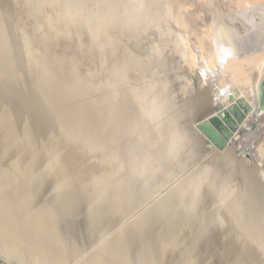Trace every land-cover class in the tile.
<instances>
[{
    "label": "bare ground",
    "instance_id": "6f19581e",
    "mask_svg": "<svg viewBox=\"0 0 264 264\" xmlns=\"http://www.w3.org/2000/svg\"><path fill=\"white\" fill-rule=\"evenodd\" d=\"M140 1L139 6L143 8L137 7L138 12L143 16H149L147 13L151 4L148 3L149 9H147L145 1ZM170 1L167 2L171 8H166V13H168L166 15L170 21H174L173 29L164 25L163 20L159 22L158 19L154 20L150 17V21L154 20L159 27L157 28L159 34L140 35L135 32L133 40L140 44L147 43L148 49H143L145 45L141 44L138 46L143 49H140V52L137 49H133L137 53L129 51L128 57L131 56V59L129 57L126 61L128 63L124 64L125 66L122 65L125 69L121 67L126 77L133 75L136 71L144 78L148 74L147 80L152 77L151 82L147 81L148 85L136 88L137 90L130 88L128 93H125L126 98H129L127 99L129 103L122 100L128 106V110L130 107L127 121L129 132L135 128L133 127L134 122H136L135 125L142 126L148 121L155 120L154 118L159 116L161 111L171 108V105L169 109L167 107L163 109L162 105V108L159 107L161 103L165 104V101L161 98L163 94H160L164 89L159 87L161 81L158 82L157 78L162 74L156 66L161 60L167 58L168 53L165 55V48L167 52L168 50L171 53L174 52L175 56L180 55L178 59L183 60L191 73L199 78L200 86L198 87L200 89L198 90H201V86L212 77L219 85L217 89L210 87L214 96L216 93L227 95L230 91L238 92L240 96L253 103L258 113H264V106L259 105L264 79V46L260 50L239 53L234 45L223 40L226 35L225 30H227L225 29L227 22L224 20L236 24L234 20L239 19V27L247 31L245 35L250 33L251 25L258 26L257 32L263 29L264 0ZM181 8L194 14L195 19L190 26ZM201 9L205 10L204 17H200ZM31 10L29 11L33 12ZM6 18L12 17L0 7V82L3 83L4 90L17 99L21 109L18 112L15 111L12 106L4 102L6 100L4 97H0V256L2 253L13 256L15 264H66L73 259L69 258L66 243L59 241V238L66 234L72 240L71 242L81 243V246H78L79 252L90 257L81 264H254L251 259L247 258L246 252L250 244L254 243L249 240L251 236L258 238L264 236L259 235L261 232L259 236L256 235L261 229L257 231L252 223L264 218L263 215L261 216L264 208L256 207L263 203L257 201L252 203V208L255 207L253 209L256 215L254 218L247 215L248 213L241 216V213L250 210L242 207L248 205V202L242 199L240 201L239 199L228 200L230 193L222 189L216 194L221 200H215L214 205L226 206L224 210L227 213H238L233 216H225V213L226 220L218 218L215 214L210 216L199 214L200 209L196 210L195 205H188L184 199L178 201L175 198L177 194L181 195L178 190L167 193L153 204L137 206L131 198L135 193L132 194L133 190L130 191L128 185L121 181L122 186H120L121 184L115 178L114 168L109 167L108 170L106 168L99 173L97 171L94 173L95 168H84L79 155L73 149V144H80L82 136H88L86 141L103 152V157H100L104 159V163L108 159L107 146L102 140L100 141L98 130L92 126L91 115L85 112L83 105L75 102L76 98L82 97L83 94L79 92L82 93L83 89L78 87L81 89L79 92L69 87V91L67 88L63 89L65 85L61 82H64L65 75L60 72H63L65 60H69L70 57L53 54L41 58L37 54L33 57L32 67L18 64L9 48L11 46L8 44V39L4 35L7 34L6 22L8 20ZM50 18L52 19L51 16ZM57 18L61 17L57 16ZM190 39H194L197 46ZM173 54H170L171 57ZM162 63H160V68ZM45 64L54 65L52 67L57 66L60 69L59 74L54 73L51 65L49 68H52L53 73L50 69V71H45L47 69L45 67L42 70ZM25 68H28L27 73ZM38 71L41 73L39 74ZM115 75L116 78H113L117 79L118 73L116 72ZM112 83L116 85L115 81ZM143 83L145 82H141ZM132 97L139 98L140 102L133 100ZM144 99L146 105L142 107L140 103ZM136 105L142 108L139 110ZM39 108L41 111L45 110L46 114L61 127V130H51L43 123V119L36 117L35 110ZM117 109L118 113L122 112L119 107ZM117 109L114 107L111 112H117ZM121 123L124 124L122 121ZM117 125L114 121L113 126H110L111 131L123 128L121 124L118 125L119 128ZM140 128L142 129L143 126ZM173 134L175 141L180 139L178 132L174 130ZM261 150L260 154L264 155V143ZM116 162L120 163L119 160ZM131 172L130 168L129 173ZM213 178L210 179L211 182ZM117 185L121 187L118 190H116ZM212 186H214L213 183ZM262 193L264 194V191ZM238 203L241 205H239L240 208H232ZM210 210H207V213ZM234 222L246 229L250 224L253 225L256 231H248L247 234L250 237L245 234L249 242L245 237V243H241L240 241H243L240 240L241 235L226 231L234 230L236 225H232ZM215 226L223 230L216 229ZM62 246L66 247L65 250Z\"/></svg>",
    "mask_w": 264,
    "mask_h": 264
},
{
    "label": "rangeland",
    "instance_id": "374dc122",
    "mask_svg": "<svg viewBox=\"0 0 264 264\" xmlns=\"http://www.w3.org/2000/svg\"><path fill=\"white\" fill-rule=\"evenodd\" d=\"M34 1L35 0H0V7L12 17L10 19L6 18V20H8L6 22L7 34L4 35L8 39V44H10L9 46H11L9 48L12 51L13 57L18 64L23 66L32 67L31 63H33V57L37 54L41 58L48 57L53 54L70 57V61L68 59L65 60V68H62L63 72H60V69H58L57 66L52 67L54 66L52 64H48V66L45 64L42 70L47 68L45 71H50L53 68L54 73L57 72V74H59L58 72H60L65 76L70 74L67 77L64 76V79H68L66 80L68 82L72 81L71 83H68L65 80L63 82L61 79V83H64L65 85L63 89H68L69 87L70 89H76L78 92L83 89L82 93L79 92V94H83L82 97L76 98L78 101H74L83 105L86 109L85 112L91 115V124L98 130L100 134V137L98 136L100 141L102 140V142L105 143V146H107L106 155L108 157V159H106V163H104V159L101 158L103 157V152L96 149L97 147L92 146V144H89V141H86L88 140V136L83 135L81 143L73 144V149H75L76 154L79 155L81 164L84 168H95L96 170L94 169V173L96 171L99 173L106 168V170H108L109 167L114 168V171L116 172L115 178L119 181V183L121 181L122 183L127 184L128 186H126L131 189L130 191L133 190L132 194L135 193V197L133 196L135 199L133 197L131 198L136 202L137 206L153 204L166 196L167 193L178 190L181 192V195L177 194L175 197L178 201H182V199H184L188 205H195L194 208L196 210L199 211L200 209V212H198L199 214H205L208 216L215 214L218 218L226 220L225 216H233L238 213H227L224 210L226 206H222L220 204L214 205L215 200H221V198L217 197V192L219 193L223 189L227 190L231 195L228 197V200L239 199L240 201V199H242L248 202V205H244L242 207L243 209L250 210L248 212L241 213V216L243 214L246 215L247 213V215L252 218L256 216L255 211L253 210L255 207L252 208V203L254 201L263 203V206L257 205L256 207L264 208V194L262 193L264 191V155L260 154L262 151L261 146L264 143V132L258 135L257 145L252 146V148L245 153L241 152L240 142L237 145L230 144L224 149H219L217 146H213V148L208 147V144L211 142L202 133H200V131L195 127V124L201 116L216 108L215 100L213 98L214 94L211 91L212 82L214 84L216 83L215 80L210 77L209 81L206 82L205 85L201 86V90H198L200 89L198 87L200 86L199 78L196 77L195 74L191 73L187 65L184 64L183 60L181 61L178 59L180 55L175 56V54H173L174 52L171 53L169 52L170 50L167 52V49L165 48L164 53L165 55L168 53V56L160 61V63H162L165 60L161 64L162 69L159 67L160 63L157 66L154 64L156 68L158 67V71L160 70L161 72H165L161 73L159 71L163 77L161 75H158L157 77L159 80L158 82H162L159 83V87H161L162 90L164 89V91H160V94H163L161 98L165 101V104L161 103L163 101L159 98V100L161 99V102L158 100L161 103L159 107L162 108L163 106V109H165V107L169 109L171 105L170 110L161 111V113L158 114L159 116L154 118L155 120L148 121V123L146 122L142 125V129L140 128L142 127L141 125H135L136 122H134L133 127L135 128L129 132V124L127 125V121L129 119L128 111H130V107L128 110V106L125 104L126 101L129 103V100H127L129 98H126L127 95H125V93L129 91L130 88L138 89L148 85L149 82H151L150 80L152 77H149V82H147V77L149 75H145L143 73V75L147 76L144 78V76L136 71L137 73L135 72L133 75L130 74L132 77L128 75V77H130L128 78L124 75V71L121 70V67H124V64L128 63H126V61H128L129 57L131 59V56L128 57V55H130L129 51L137 53V51H133V49H137L138 52H140L139 50L142 48L138 47L139 45L142 44L145 45V47L148 45L147 43H136L138 41L133 40L135 32H138L140 35L159 34L157 30L159 27L155 24V19H158L157 21L163 20L164 25L173 29L172 25L174 21H170L166 15L168 14L166 13V8H171L169 6V2H167L170 0H144L145 4H147V9H149L148 3L151 4L149 12L147 13L149 16H143V14L138 12L137 7L143 8V6H139L141 2L140 0ZM151 2H153V4ZM29 10L33 12H30ZM180 10L186 16L190 26L195 19L194 14L185 11L183 8ZM199 13L200 17L205 16V10L201 9ZM55 15L61 17L62 20L61 18H57ZM150 17L154 18L153 22L150 21ZM239 17L241 18V16ZM236 20H234L236 24L232 21L228 22L229 20H224V22H227L225 25V29L227 30H225L226 35L223 40H225L226 43L230 42V44L234 45L238 49L236 50L239 53H249L262 49L264 46V26L263 29H259L260 31L258 30V33V26L251 25L250 27V25H248L251 31L249 34L245 35L247 31L241 30V27H239L240 21L239 19ZM263 22L261 21L262 24ZM62 23H64V25ZM145 24L147 25L145 26ZM61 26L63 27L61 28ZM190 41L197 46L194 39H190ZM145 47L143 49H148ZM142 50L141 52H143ZM170 54H173L172 57ZM168 57H171L172 59H169ZM69 62H71V64H69ZM50 65L52 67L51 69L49 68ZM153 69H155V67H153ZM53 70L51 71L52 73ZM137 70H139V68H137ZM25 72H28V68H25ZM38 72L39 74L41 73L40 71ZM116 72L118 73L117 79L119 82L115 79ZM140 73H142L141 70ZM134 76L138 78H135ZM140 77L143 78L140 79ZM162 78L164 79L162 80ZM112 81L116 82L115 86ZM141 82H145L143 83L144 85L141 84ZM160 84H162V86ZM78 87L81 89H78ZM0 88V97H4L6 99L4 102L12 106L13 109L18 112V110L21 109V106L18 105L17 99L12 94L4 90L5 87L2 82H0ZM236 96H240L238 92ZM136 98L132 97L133 100ZM122 100H125V102ZM136 101L139 103V98L136 99ZM145 101V99L141 101L142 103L140 104L142 107L146 105ZM113 106L116 107V109L119 107L120 112H122L118 113V109L117 112H111L114 108ZM136 106L139 110L142 108L138 107V105ZM43 111H41L40 108L36 109L35 116L43 119V123L51 130H61V127L57 124V122L49 117L46 114V111L45 113ZM230 114L233 120L238 122L234 113ZM114 121H116V124L118 125L121 124L123 128L115 130L114 132L111 131L110 126H113ZM121 121L124 122V124L121 123ZM125 125L126 127H124ZM240 126L241 125L239 124V127ZM117 128H119V126ZM174 130L178 132L180 136V139L177 140L178 142L174 140ZM131 133L132 135H129ZM254 136L255 134L253 131L246 132L237 130L234 137L238 141L244 139L245 141L250 142L253 140ZM149 148L151 150H149ZM152 157L154 160H152ZM118 160L120 163L116 162ZM213 167L216 170H214ZM118 168L119 170H117ZM130 168L132 169L131 173H129ZM212 173H214L213 176L211 175ZM216 173L220 174L217 176ZM212 178L213 181L211 182L210 179ZM212 183L214 186L211 187ZM120 186H122V184ZM120 186L117 185V188L115 187L116 190L120 189ZM163 193L165 195H163ZM238 193L239 196L237 195ZM239 205L240 203L232 208H240L241 205ZM215 209L218 210L216 211ZM203 210H205V212ZM207 210L210 211L207 213ZM262 215L264 216V212L263 214L261 213V216ZM252 223L257 231L261 229L256 235H264V218H261L260 220L257 219ZM235 224L236 223L234 222L232 225ZM255 225L259 227V229ZM252 226L253 225L250 224V226L246 229L242 227L241 224H236L234 230L226 231L231 234L233 233L234 235H241L239 237H244L243 239L240 238V240H243L240 241L241 243L244 242L245 237L246 241L249 242L250 240L251 242H254L251 243L252 245L250 244L249 248H247V258L251 259L254 264H264V236L262 238L261 236H259V238L251 236L253 239L249 238L248 240L250 235H248L247 232L255 230ZM215 227L216 229L223 230L220 227ZM213 230L215 229L213 228ZM245 234L248 235V237ZM254 239H259L261 241H254ZM59 241L66 243L69 258H73L72 260L66 262V264H81L90 258L87 254L84 255L79 252L78 246H81V243L76 244L71 242L72 240L69 239L66 234L65 236L59 238ZM62 247L65 250L66 247ZM0 260L7 264H15V258L6 253H2Z\"/></svg>",
    "mask_w": 264,
    "mask_h": 264
},
{
    "label": "water",
    "instance_id": "95a60500",
    "mask_svg": "<svg viewBox=\"0 0 264 264\" xmlns=\"http://www.w3.org/2000/svg\"><path fill=\"white\" fill-rule=\"evenodd\" d=\"M216 77L218 79V76ZM211 86L217 89L219 85L212 82ZM236 95L235 91H230L227 95L225 93L213 95L216 108L205 113L196 122L195 127L211 142L208 147L217 146L219 149H224L230 144L237 145L240 142L241 152L245 153L252 146L257 145L258 135L264 132V113H258L250 100L242 96L237 97ZM259 105L264 106V79L262 81ZM230 113H234L238 122L233 120ZM239 124L241 125L240 127ZM237 130L253 131L255 136L250 142L244 139L238 141L234 137ZM0 264L7 263L0 260Z\"/></svg>",
    "mask_w": 264,
    "mask_h": 264
}]
</instances>
